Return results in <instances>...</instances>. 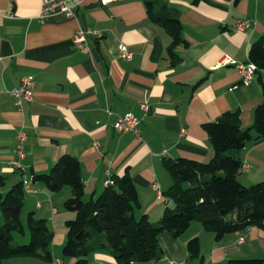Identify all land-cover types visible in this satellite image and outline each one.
Masks as SVG:
<instances>
[{"label":"crops","instance_id":"obj_1","mask_svg":"<svg viewBox=\"0 0 264 264\" xmlns=\"http://www.w3.org/2000/svg\"><path fill=\"white\" fill-rule=\"evenodd\" d=\"M145 1L154 2L155 9L164 4L179 13L186 46L175 49L174 65L168 55L172 38L149 20ZM41 2L0 0V200L13 186L31 180L33 192L24 191L22 209L46 224L51 220L47 226L53 259L75 264L59 256L66 242L65 221L74 217L63 207L71 188L51 193L34 177L70 155L79 161L83 200L89 201L102 192L108 175L111 179L128 173L140 203L135 217L145 215L157 223L164 209L172 207L164 195L172 185L166 163L177 158L208 162L213 155L203 125L238 110L241 128L253 126L255 109L263 100L264 69L245 85L235 66L219 62L226 57L251 63L252 46L264 38V0H115L105 5L100 0H72L73 18L53 14L40 21ZM243 20L249 21V28L238 31ZM79 30L91 32L85 35L87 53L73 43ZM119 45L132 53L131 60L120 57ZM24 76L33 77L34 100L17 105L10 91ZM127 113L139 120V136L114 129L117 117ZM20 130L26 134L24 169L15 171L7 163ZM238 157L248 167L238 174L241 184L264 183V138L247 143ZM192 239L200 245L197 258L187 251ZM158 245L159 260L135 264L264 260V231L256 227L217 238L193 222L178 238L160 234ZM88 262L116 264L108 249L92 252Z\"/></svg>","mask_w":264,"mask_h":264},{"label":"trees","instance_id":"obj_2","mask_svg":"<svg viewBox=\"0 0 264 264\" xmlns=\"http://www.w3.org/2000/svg\"><path fill=\"white\" fill-rule=\"evenodd\" d=\"M149 20L162 26L171 36L168 55L173 65L178 63L175 49L186 46L181 38L179 13L161 4L155 9L154 2L145 1ZM250 61L256 71L264 69V38L250 50ZM212 146L213 155L208 162L177 158L166 163L172 185L164 192L172 202L157 223H151L144 215L135 217L140 203L131 176L111 178L95 199L84 201V183L79 161L61 156L50 171L36 175L46 189L58 192L71 188L72 196L63 207L74 213L65 221L66 242L62 248L65 259L75 264H89L88 256L94 251L108 249L116 264H135L156 261L162 251L158 237L166 232L178 238L193 222L201 223L204 230L217 238L231 233H242L256 227L264 231V183L246 187L238 180L242 162L238 157L247 143L264 138V86L263 100L254 112V123L249 129L241 128L238 110L221 114L212 123L203 125ZM25 192L22 184L13 186L0 200V264L10 258H39L53 260L49 250L52 241L46 221L38 219L33 212L27 214L30 230L29 244L13 245V233L25 234L21 222V209ZM102 235L105 240H102ZM190 258H197L200 245L197 239L187 243ZM227 264H264L263 259H232Z\"/></svg>","mask_w":264,"mask_h":264},{"label":"built area","instance_id":"obj_3","mask_svg":"<svg viewBox=\"0 0 264 264\" xmlns=\"http://www.w3.org/2000/svg\"><path fill=\"white\" fill-rule=\"evenodd\" d=\"M115 0H100V3L105 5ZM53 14H63L67 18L74 17V6L72 5V0H42L40 11L38 14V19L43 21L47 17ZM11 17V16H10ZM249 28V21L243 20L240 21L236 29L238 31H244ZM90 31H81L79 30L73 38V43L76 48L79 49L83 53L89 52V47L84 44L85 35L90 34ZM98 37L99 33L96 34ZM119 54L123 60H131L132 53L127 49L125 45H119ZM229 63L230 65L235 66L237 71L241 76V82L245 85H248L256 72V66L253 63H235L234 61L224 57L219 62V66H223ZM34 85V80L32 76H24L21 78L20 83L17 87L13 88L10 91V94L15 98L17 105H20L22 101L32 102L34 100L32 89ZM143 111H147L146 105H141ZM139 120L134 117L132 114L127 113L125 115L117 117L114 122V129L118 133L130 132L136 136H139ZM25 141L26 134L24 131L20 130L16 135V146L11 157L8 160V166L12 170L22 171L23 160L25 159ZM241 169L243 171H247L248 167L246 164L241 165ZM112 183L109 175L107 179L104 181V185L107 186ZM31 180L24 179L22 181V187L25 192L31 193L33 192L30 188ZM153 188H157V186L153 185ZM242 240V239H241ZM55 264H60L58 259H53Z\"/></svg>","mask_w":264,"mask_h":264},{"label":"rangeland","instance_id":"obj_4","mask_svg":"<svg viewBox=\"0 0 264 264\" xmlns=\"http://www.w3.org/2000/svg\"><path fill=\"white\" fill-rule=\"evenodd\" d=\"M58 207V206H57ZM59 208V207H58ZM27 209L26 207H24L22 209V214H21V222L23 224L24 230H25V234L21 235L18 232H14L13 233V239L11 241V244L13 245H23V244H29L30 240H31V234H30V230L28 228L27 225ZM38 217V215H37ZM48 219V218H46ZM60 221H62V219L60 218ZM47 224L50 227L51 226V220L48 219L47 220ZM60 258L62 257V249H61V255L59 254ZM12 262H7L6 264H54V261L51 262H40L39 260H36L35 258H10ZM65 259V258H63Z\"/></svg>","mask_w":264,"mask_h":264}]
</instances>
